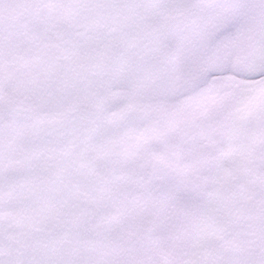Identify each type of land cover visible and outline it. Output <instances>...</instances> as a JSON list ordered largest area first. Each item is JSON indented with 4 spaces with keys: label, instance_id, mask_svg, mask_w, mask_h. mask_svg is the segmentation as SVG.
<instances>
[{
    "label": "snow or ice",
    "instance_id": "6c2138e0",
    "mask_svg": "<svg viewBox=\"0 0 264 264\" xmlns=\"http://www.w3.org/2000/svg\"><path fill=\"white\" fill-rule=\"evenodd\" d=\"M0 264H264V0H0Z\"/></svg>",
    "mask_w": 264,
    "mask_h": 264
}]
</instances>
